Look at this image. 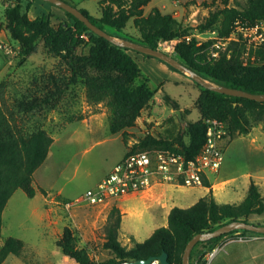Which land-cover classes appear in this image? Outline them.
<instances>
[{
    "label": "rangeland",
    "instance_id": "1",
    "mask_svg": "<svg viewBox=\"0 0 264 264\" xmlns=\"http://www.w3.org/2000/svg\"><path fill=\"white\" fill-rule=\"evenodd\" d=\"M65 1L77 9H85L94 19L101 15V0ZM245 1L151 0L144 7V14L147 15L155 7L163 13L171 14L187 30L186 39L195 38L198 45L211 41L205 52L207 59H212L226 50L228 42L218 37L220 23L205 32H199L198 25L210 11L225 4L234 6ZM26 3V0L22 1V11L25 10ZM4 13H1L2 20ZM49 14H52L54 26L66 18L61 10L44 0H34L28 11L31 19ZM113 33L122 39L138 42L139 33L134 29L132 20L122 32ZM6 36L13 45H18L7 32ZM83 40L76 50L77 55L88 52L90 45L87 37L84 36ZM173 41L162 43L159 49L184 63L174 53L177 41ZM242 43L244 48H237L242 51L243 59L258 63L257 59L250 56L251 49L256 46L248 40H242ZM37 45L36 53L25 60L19 56V49L9 58L0 55V101L5 113L15 120L24 133L42 129L53 140L45 161L33 174L34 196L30 198L17 189L5 205L0 248L10 237L20 239L24 246L19 255L9 254L2 264H76L63 256L56 245L66 226L73 230L78 246L85 248L90 257L99 262L111 255L103 249L102 244L105 224L112 207L125 213L119 231V240L123 245H132L134 238L130 232L133 230L136 231L139 242L145 239L146 233L138 221L140 213L146 210L147 202L141 194H147L150 190L115 199L108 206L93 207L83 202L72 203L107 175L127 150L146 134L170 140L180 135L187 140V124L200 118L196 102L201 89L187 73L169 68L157 58H143L132 53L140 69L133 85L145 83L152 96L135 124L126 129L124 136L121 132L111 134L110 109L106 103L89 101L83 77L77 75L72 80L73 75L65 63L50 53L42 40ZM80 71L92 74L87 68H81ZM164 95L178 103L182 121L176 114L177 110L164 101ZM21 101L27 103L24 110L19 107ZM244 112L249 119V132H230L223 145L219 170L207 172L205 176L211 184L212 193L213 190L216 191L218 203H240L245 198L251 181L259 187L264 202V107ZM166 185L170 187L168 194L173 195L176 205L180 207H189L186 205L205 196V188L202 186ZM263 213L251 215L249 222L264 225ZM237 234L239 233L228 235L219 244L218 252L216 251L218 255L213 264H264V256L251 258L253 251L248 246L235 241L228 242ZM252 235L254 234H247L246 238ZM233 250L241 255L227 257L226 252ZM207 251L204 244L197 243L192 249L191 263H195ZM212 259L211 255L206 264H211Z\"/></svg>",
    "mask_w": 264,
    "mask_h": 264
},
{
    "label": "trees",
    "instance_id": "2",
    "mask_svg": "<svg viewBox=\"0 0 264 264\" xmlns=\"http://www.w3.org/2000/svg\"><path fill=\"white\" fill-rule=\"evenodd\" d=\"M22 1L14 0V4L5 12L6 28L12 39L20 46L19 56L25 60L36 53L37 43L42 40L45 48L59 57L70 69L72 80H75L77 75L83 77L89 101L105 102L109 107V132L111 134L121 132L124 136L126 129L135 124L141 110L152 96L149 86L145 83L133 85L140 69L132 53L143 58L152 56L111 43L92 32L69 12L51 3H49L51 6L63 12L66 17L64 20L54 26L51 21L52 14L31 19L28 11L34 0H26L24 11ZM150 1L101 0L99 2L101 15L97 19L92 18L85 9L79 10L92 23L118 39L122 38L113 32H122L132 20L134 29L139 33L137 41L153 49H159L160 42H170L179 38L174 45V53L190 69L216 84L254 94H264V46L251 49L250 56L257 59L258 63L243 59L242 51L237 48H242L244 44L242 40L230 41L226 50L217 58L207 59L205 49L211 41L198 45L195 38L186 39L187 30L183 29L171 14L163 13L156 7L145 15L144 7ZM236 22L247 26L264 22V0H246L234 6L225 4L210 11L197 29L199 32H205L220 23L217 29L218 36L228 37ZM84 36L90 45L88 52L77 55L76 50L84 41ZM167 66L174 69L170 65ZM81 68H87L92 74H84L80 71ZM193 82L201 89V95L196 102L200 118L187 124V140L180 135L170 140L146 134L127 150L126 155L139 150L160 148L174 151L186 159H193L206 140L205 120L223 121L227 127V136L230 132L247 134L250 124L244 111L264 107V101L258 102L219 93ZM163 99L172 109H179L178 103L171 100L168 95H164ZM19 107L24 110L27 103L21 101ZM52 141L42 129H36L29 134L24 133L15 120L5 113L0 101V231L2 214L12 194L20 189L26 196L30 198L34 196L33 174L45 161ZM203 186L210 188L205 196L187 208L177 206L171 208L166 227L155 229L141 242L133 239L130 247L123 245L119 240L122 213L117 207H112L105 224L102 244L103 249L109 251L111 255L105 260L97 262L92 259L85 248L78 246V239L68 226L63 228L56 245L63 256L76 264H119L150 256L156 257L162 252L167 253L169 264H182L184 248L194 235L214 230L232 220L249 222L248 218L251 215H261L264 212L259 187L252 181L245 198L238 204L218 203L206 177H203ZM233 233H239L233 239H245L247 234L264 236L249 230L236 229L197 243H202L211 250L222 238ZM23 246L20 239L14 237L6 239L0 248V264L9 254L19 255ZM204 255L205 253L195 263H191V250L189 264H206Z\"/></svg>",
    "mask_w": 264,
    "mask_h": 264
},
{
    "label": "built area",
    "instance_id": "3",
    "mask_svg": "<svg viewBox=\"0 0 264 264\" xmlns=\"http://www.w3.org/2000/svg\"><path fill=\"white\" fill-rule=\"evenodd\" d=\"M13 4L14 0H0V55L4 58L13 56L20 49L19 44L13 45L8 40L6 32L9 35L10 33L6 28V18L4 17V20L1 18L2 11L6 12ZM219 39L228 43L248 40L256 47L264 46V22H258L253 26L236 22L230 35ZM179 40L172 41L176 43ZM162 43L167 42H160L159 46ZM205 123L206 140L193 159H186L174 151L160 148L125 154L107 175L72 204L83 202L93 207L108 206L112 205L115 199L151 190L156 185L173 184L189 187L203 185V177L207 172H217L220 168L223 145L228 133L223 121L207 119ZM151 264L160 263L155 259Z\"/></svg>",
    "mask_w": 264,
    "mask_h": 264
},
{
    "label": "water",
    "instance_id": "4",
    "mask_svg": "<svg viewBox=\"0 0 264 264\" xmlns=\"http://www.w3.org/2000/svg\"><path fill=\"white\" fill-rule=\"evenodd\" d=\"M44 1L51 3L69 12L76 19L83 22L92 32L107 39L111 43L117 46H120V47L129 48V49L141 52L143 54L152 56L154 58H158L159 60L163 61L167 65H170L171 67L178 70L179 72L187 73L193 81L203 86L204 88H207L209 90H213L219 93L231 95V96L244 97V98L255 100L258 102L264 101V94H254V93H250L244 90L230 88L224 85L216 84L210 81L209 79L203 77L198 72L190 69L185 63H182L180 60H178L174 56L160 49H153L139 42H135V41L127 40V39L115 38L114 36L106 33L104 30H102L97 25L92 23L89 20V18L85 16L79 9H77L76 7H74L73 5L69 4L68 2L64 0H44ZM176 114L178 118L182 121L180 111L177 110ZM236 229H245V230H249L255 233L264 234V225L253 224V223L244 222L241 220H232L228 223L220 225L214 230L194 235L188 241V243L186 244L184 248V252L182 254V264H189V256H190L191 250L193 249V247L195 246L197 242L202 241V240H207L213 237H218L222 234L228 233ZM155 259H157L160 264H169L168 255L166 252H162L159 256H156V257L150 256L145 259L124 261L119 264H151Z\"/></svg>",
    "mask_w": 264,
    "mask_h": 264
},
{
    "label": "crops",
    "instance_id": "5",
    "mask_svg": "<svg viewBox=\"0 0 264 264\" xmlns=\"http://www.w3.org/2000/svg\"><path fill=\"white\" fill-rule=\"evenodd\" d=\"M201 186L205 188V191L203 194L206 195L209 192L210 188L205 187L203 185H201ZM169 188L170 187H168V185H166V184L156 185L153 188H151L150 192H147V194H141L142 196H145V200L147 202H146V210L144 213H140L139 217L141 219L139 218L138 223L142 226L143 232L146 233L145 239L147 237H149L155 229H157L159 227H166L167 226L168 214H169L171 208H173L175 206L180 207L179 205H176L175 199L173 198V195L168 194ZM213 195H214V198L216 199V201H218V197H217L215 190H213ZM126 197H128V196H126ZM200 197H198V199ZM198 199L192 201L191 203H189V205H186V206H191ZM181 208H187V207H181ZM124 216H125V213H122V219ZM138 232H139V229H138ZM130 235H132L134 240L139 242V239H137V233L135 230L131 231ZM226 239H227V236L222 238L215 245V247L213 249H211V250L209 249L203 257L204 260H208L210 257V253L212 252L213 259H212L211 264H213L215 262L214 259H216L217 255H218L217 254V252H218L217 247L219 246V244H221V242L223 240H226ZM233 241H235V243H239V244L248 246V248L253 251V253L251 255L252 259H257L259 257L264 256V236L252 235V236H248L246 239H232L231 238V239H229L228 242H233ZM236 241H238V242H236ZM237 255H241V254H239V252L236 250H233L231 252H226L227 257H232V256L237 257ZM223 264H225V263H223Z\"/></svg>",
    "mask_w": 264,
    "mask_h": 264
}]
</instances>
